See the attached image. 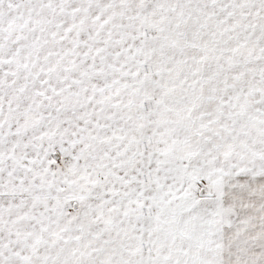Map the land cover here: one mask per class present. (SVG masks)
<instances>
[{"label":"snow or ice","instance_id":"1","mask_svg":"<svg viewBox=\"0 0 264 264\" xmlns=\"http://www.w3.org/2000/svg\"><path fill=\"white\" fill-rule=\"evenodd\" d=\"M0 264H264V0H0Z\"/></svg>","mask_w":264,"mask_h":264}]
</instances>
